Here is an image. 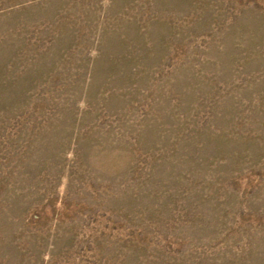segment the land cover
I'll return each mask as SVG.
<instances>
[{"label":"rangeland","instance_id":"obj_1","mask_svg":"<svg viewBox=\"0 0 264 264\" xmlns=\"http://www.w3.org/2000/svg\"><path fill=\"white\" fill-rule=\"evenodd\" d=\"M0 264H264V0H0Z\"/></svg>","mask_w":264,"mask_h":264}]
</instances>
